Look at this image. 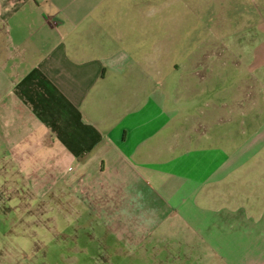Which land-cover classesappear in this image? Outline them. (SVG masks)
<instances>
[{"label":"crops","instance_id":"crops-1","mask_svg":"<svg viewBox=\"0 0 264 264\" xmlns=\"http://www.w3.org/2000/svg\"><path fill=\"white\" fill-rule=\"evenodd\" d=\"M150 1L0 0V163L168 264H264V131L223 137L225 104L190 125Z\"/></svg>","mask_w":264,"mask_h":264},{"label":"rangeland","instance_id":"rangeland-1","mask_svg":"<svg viewBox=\"0 0 264 264\" xmlns=\"http://www.w3.org/2000/svg\"><path fill=\"white\" fill-rule=\"evenodd\" d=\"M149 3L155 34L159 42L168 41L167 51L159 44L165 74L158 82L168 84L190 125L200 130L194 120L225 104L223 117L229 109L237 113L215 128L223 137L231 133L241 145L264 131V36L257 27L264 17L257 6L264 7V0ZM36 183L28 172L0 163V264H168L157 252L136 249L96 224L89 200L76 202L71 188L46 180L39 189Z\"/></svg>","mask_w":264,"mask_h":264},{"label":"built area","instance_id":"built-area-1","mask_svg":"<svg viewBox=\"0 0 264 264\" xmlns=\"http://www.w3.org/2000/svg\"><path fill=\"white\" fill-rule=\"evenodd\" d=\"M42 1H45V0H42Z\"/></svg>","mask_w":264,"mask_h":264}]
</instances>
